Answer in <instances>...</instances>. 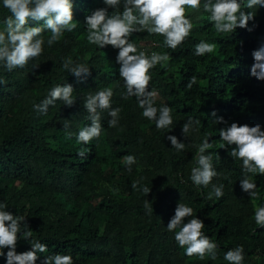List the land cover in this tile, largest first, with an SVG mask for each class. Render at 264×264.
I'll use <instances>...</instances> for the list:
<instances>
[{"label": "trees", "instance_id": "16d2710c", "mask_svg": "<svg viewBox=\"0 0 264 264\" xmlns=\"http://www.w3.org/2000/svg\"><path fill=\"white\" fill-rule=\"evenodd\" d=\"M99 7H104L103 0H74L75 19L81 22L75 32L65 33L52 47L45 44L44 54L25 69L0 68V78L6 81L0 85V202L26 217L33 240L47 244L48 251L40 255H71L75 264H228L224 253L238 245H243L245 264H264V227L254 220L255 208L264 206V176L253 177L260 199L242 192V162L230 157L231 149L224 148L218 132L224 125L210 117L215 110L229 124H260L264 130V81L250 75L251 53L264 43V8L251 10L256 15L252 32L237 29L224 36L215 32L207 14L190 12L197 27L175 52L162 46L161 36L133 34L140 50L173 57L167 68L152 70L151 88L159 93L156 106L167 103L174 120L170 130L158 131L155 122L141 115L135 97L122 99L125 88L115 63L118 50L87 43L83 22ZM8 15L0 0V29ZM48 35L46 30L45 40ZM201 40L216 43L215 52L195 56L193 46ZM68 56L90 68L86 82L78 83L62 68V59ZM33 64L40 66L33 70ZM191 76L198 83L189 90ZM66 83L75 89L73 107L58 100L46 114L34 109L53 87ZM104 88L113 90L112 107L121 108L119 124L108 127V110L102 111L99 139L78 144L76 134L91 123L84 98ZM190 116L201 121L200 131L185 139L181 126ZM66 131L73 133L70 139ZM209 134L214 147L208 151L219 154L213 164L221 174L213 182L224 185V196L211 201L205 198L210 187H197L189 179L196 166L193 145ZM167 135L177 136L185 150L172 148ZM81 148L90 149L86 159L77 155ZM124 155L137 159L131 173ZM141 177V185L151 188L148 197L139 186L132 187ZM146 199L153 206L150 215ZM179 201L203 220L205 234L218 244L216 260L184 255L167 231ZM28 243L21 241L17 252L30 250ZM0 264H6L4 257Z\"/></svg>", "mask_w": 264, "mask_h": 264}, {"label": "clouds", "instance_id": "9594fccd", "mask_svg": "<svg viewBox=\"0 0 264 264\" xmlns=\"http://www.w3.org/2000/svg\"><path fill=\"white\" fill-rule=\"evenodd\" d=\"M103 4L104 7L92 10L84 19L87 43L99 49L111 46L118 50L115 63L119 65L118 74L125 88L122 99L135 97L138 107L142 109L141 115L148 121L155 122L158 131L170 130L174 120L173 110L167 103L156 106L159 93L151 88L152 70L157 66L167 68L173 57L167 52L152 51L149 54L140 50L131 39L133 34L146 32L149 36H161L162 46L175 52L184 45L197 27L189 15L190 12L207 14L215 32L224 36L235 34L237 29L252 32L256 27V15L251 10L264 8V0H103ZM2 6L10 15L4 18V27L0 29V68L8 72L27 68L30 62L38 60L44 54L45 44L52 47L59 43L65 33L75 32L81 23L75 19L74 0H2ZM46 30L49 33L47 40L44 38ZM193 48L195 56L203 57L213 54L217 44L201 40ZM251 55L254 62L250 75L264 81V43L254 49ZM39 66L33 64L32 68L35 70ZM62 68L76 77L78 83L86 82L91 76L90 68L75 62L71 56L62 59ZM5 83L0 78V85ZM197 83V77L191 76L186 88L190 90ZM74 90L72 84H58L49 91L47 98L33 107L46 114L49 106L59 100L71 108L77 102V98L73 96ZM113 95L111 88H104L84 98L83 108L88 112L91 123L76 134L78 144L88 145L94 139H99L103 130L100 115L102 111L108 110V127L118 126L121 108L112 107ZM210 117L216 125H224L218 132L224 148L228 146L231 149L230 157L234 161L242 162V192L250 199H260L253 177L257 174L264 176L262 126L237 122L229 124L215 110L210 113ZM200 123L198 118L188 117L181 126L185 139L190 132L200 131ZM63 127L67 130L68 124ZM169 132L171 131L166 133ZM72 135L73 133L66 131L67 138L70 139ZM210 137L209 134L199 145H193L196 147V166L191 168L189 176L197 187H210L205 197L209 201L214 197L219 200L224 196V185L213 182L221 174L213 164L214 155L219 158V154L208 151L214 147L213 142H209ZM166 139L177 152L185 150L186 144L177 136L167 135ZM89 153L90 149L81 148L77 155L86 159ZM122 159L126 170L131 173L133 165L137 163L136 157L124 155ZM143 179L141 177L133 182L132 187L137 189L139 186V190L148 197L151 188L141 185ZM144 207L150 215L153 206L148 199L145 200ZM8 209L6 202H0V257L6 259V264H37L38 260L41 264H75L71 255L58 252L53 255H40L48 251L47 244L33 240V232L26 217L14 214ZM254 220L257 226L264 227V206L255 208ZM204 228L203 220L194 215L193 208L180 201L166 227L169 233L174 234L175 243L184 249V255L196 257L200 261L206 258L216 260L218 244L205 234ZM21 241H31L28 243L31 245L30 250L17 252ZM223 258L228 264H245L243 245L229 249Z\"/></svg>", "mask_w": 264, "mask_h": 264}]
</instances>
